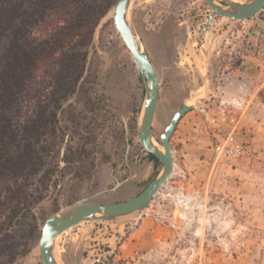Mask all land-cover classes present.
Wrapping results in <instances>:
<instances>
[{"label":"rangeland","instance_id":"374dc122","mask_svg":"<svg viewBox=\"0 0 264 264\" xmlns=\"http://www.w3.org/2000/svg\"><path fill=\"white\" fill-rule=\"evenodd\" d=\"M73 2L72 11L93 0ZM116 2L85 46L77 31L55 35L67 21L55 3L44 13L40 0H0L12 5L0 13V74L16 40L35 55L22 93L1 110L14 141L0 148V264H43L39 243L48 217L118 180L123 185L97 202L129 200L163 170L139 138L145 85L116 29ZM26 9L31 24L19 37ZM212 12L205 0L132 1L130 17L161 82L157 142L181 105L193 109L171 138L174 170L149 207L60 235V264H264V10L244 21L216 17L201 34ZM70 55L81 64L65 80L73 81L71 93L56 103L52 92ZM223 105L239 122L234 139L244 154L236 158L215 150L232 129ZM42 106L57 112L56 133L27 139L24 127ZM16 194L28 202L11 222Z\"/></svg>","mask_w":264,"mask_h":264},{"label":"water","instance_id":"95a60500","mask_svg":"<svg viewBox=\"0 0 264 264\" xmlns=\"http://www.w3.org/2000/svg\"><path fill=\"white\" fill-rule=\"evenodd\" d=\"M133 0H117L114 7V23L124 44L132 55L139 69L145 85V106L143 119L139 126V138L146 152L155 156L162 164V172L154 178L150 184L137 196L115 203H98L97 200L107 192H116L123 182L117 181L110 190L98 192L81 199L78 204L57 212L48 217L41 231L39 243L40 254L43 264H59L55 256L57 239L64 232L84 222L92 221H115L133 214L143 213L153 201L160 189L166 184L174 170V155L171 147V138L181 119L193 109V106L183 104L174 113L169 124L161 135L158 143L153 135V123L160 98V77L153 62L139 38L134 22L130 17L131 3ZM212 9L208 21L201 31L212 29V23L216 17H224L236 21L249 20L264 10V0H253L238 3L233 0H205ZM122 120L127 123L126 117ZM126 134L129 135V127L126 126ZM158 143L164 151L154 143ZM131 143L128 139L126 160H129ZM66 147L61 149V157H65ZM67 163L62 161V165ZM78 264V263H76Z\"/></svg>","mask_w":264,"mask_h":264},{"label":"trees","instance_id":"16d2710c","mask_svg":"<svg viewBox=\"0 0 264 264\" xmlns=\"http://www.w3.org/2000/svg\"><path fill=\"white\" fill-rule=\"evenodd\" d=\"M75 1V0H74ZM11 3V2H10ZM8 3L6 7L0 4V13L12 11V5ZM55 3L60 11H64L66 17V24L59 26L56 29L55 35L60 33L69 34L71 32H78L84 37L83 45L88 46L91 43L93 32L98 24V21L103 17L107 11L113 5V0H93L90 5H83L80 3L76 9L72 11L71 5L74 3L73 0H40L39 7L42 8L44 13L50 11L51 4ZM78 10V11H77ZM77 13V15H75ZM20 17V16H19ZM18 17V18H19ZM23 19L21 25L16 29V34L19 37L24 36V31L30 26L31 22L29 10H23ZM5 20H0V24L3 25ZM11 27L14 25L15 17L10 18ZM87 30L89 32H87ZM60 31V32H59ZM16 40L13 48L11 49V56L7 59L4 70L0 74V148L4 143L9 144L14 141V133L12 132L10 122L4 120L3 115H1V110L10 106L11 102L17 95H20L26 86V75L35 62V55L31 49H28L27 44L23 45ZM47 47L48 44L47 43ZM49 48V47H48ZM79 57L67 56L65 57V62L62 65V73H60L59 78L55 82V89L52 92V100L54 102L59 101V97L66 96L71 93L73 81H65L66 78L71 79L76 73L77 68L81 62H76ZM84 58H82L83 60ZM74 63H71V61ZM59 108L56 104L54 110ZM49 108L47 106H42L39 108L36 119L28 122L24 127V133L27 139H37L43 131L48 133H56V118L57 112H48ZM27 151L22 154L21 157H25ZM149 157L153 162L160 163V161L149 154ZM28 160V159H22ZM1 167V165H0ZM1 169V168H0ZM13 200V199H12ZM16 200L15 206L11 210L10 221L13 222L19 217L23 210V205L27 203L28 197L22 196L21 194H16L14 197ZM259 264H263L262 261Z\"/></svg>","mask_w":264,"mask_h":264},{"label":"built area","instance_id":"2783aa9c","mask_svg":"<svg viewBox=\"0 0 264 264\" xmlns=\"http://www.w3.org/2000/svg\"><path fill=\"white\" fill-rule=\"evenodd\" d=\"M221 113L222 116L225 118V120H229L232 129L226 135V137H223V139L217 143L215 148L216 153L219 157L222 156L229 158L239 157L244 154V150L236 143L234 139V133L236 132L239 124L238 119L232 113V111L228 109L227 106L224 105L221 106Z\"/></svg>","mask_w":264,"mask_h":264},{"label":"bare ground","instance_id":"6f19581e","mask_svg":"<svg viewBox=\"0 0 264 264\" xmlns=\"http://www.w3.org/2000/svg\"><path fill=\"white\" fill-rule=\"evenodd\" d=\"M233 1H235V2H241V1H237V0H233ZM116 29H117V28H116ZM117 31H118V30H117ZM133 60H134V59H133ZM188 105H191V106H192V104H188ZM142 119H143V115L141 116L140 122H142ZM154 144H155L157 147H159V149H161L162 151H164L163 148L160 147V145H159L158 143L155 142ZM69 230H70V229H69ZM69 230H68V231H69ZM66 232H67V231H66ZM64 233H65V232H64ZM64 233H63V234H64ZM58 263H59V262H58ZM59 264H60V263H59Z\"/></svg>","mask_w":264,"mask_h":264},{"label":"flooded vegetation","instance_id":"af4514ba","mask_svg":"<svg viewBox=\"0 0 264 264\" xmlns=\"http://www.w3.org/2000/svg\"><path fill=\"white\" fill-rule=\"evenodd\" d=\"M70 230H71V229H70ZM68 232H69V231H67V232H65V233H68ZM65 233H64V234H65Z\"/></svg>","mask_w":264,"mask_h":264}]
</instances>
